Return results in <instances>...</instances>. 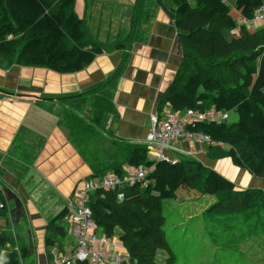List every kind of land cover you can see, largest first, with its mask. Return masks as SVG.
Returning <instances> with one entry per match:
<instances>
[{
    "label": "trees",
    "instance_id": "1",
    "mask_svg": "<svg viewBox=\"0 0 264 264\" xmlns=\"http://www.w3.org/2000/svg\"><path fill=\"white\" fill-rule=\"evenodd\" d=\"M76 1L0 0V68L20 65L58 73L84 70L98 55L130 49L141 13L149 11L146 3H156L174 21L183 49L180 67L160 98L158 113L168 109L181 114L188 109L206 112L212 107L219 112H235L236 122H229V118L197 121L188 128L223 144L209 145L210 157H230L235 165L264 180V25L254 29L240 23L232 14L233 6L225 0H172L170 8L165 0H136L133 32L126 38L101 40L90 30L87 19L76 12ZM262 4L264 0H235L234 8L242 17L252 18ZM127 61L125 56L110 76L85 92L93 96L89 120L64 110L63 116L77 119V125L71 127L72 139L85 138L74 133L81 128L92 135L97 131L102 134L98 127L105 116L116 111L113 96ZM109 140L121 155L105 149L93 153L97 155L94 171L87 179L103 178L111 172L123 176L129 166L151 168L142 182L115 190L98 188L89 194L97 233L117 238L129 254L128 261L121 264H162L156 261L161 249L169 253L165 264H176L177 253L165 230L164 201L176 199L181 189L215 197L214 204L203 213L213 228L209 234L214 242L227 249L246 245L264 257V189H241L193 157L179 158L176 163L151 159L145 143H129L115 136ZM101 153L107 161L101 159ZM120 192L124 193L122 199L118 198ZM0 200L5 202L1 189ZM6 209L0 211L6 213ZM67 212L63 209L46 225L50 264L56 263L59 254H73L76 247L65 221ZM3 227L0 264H36L28 259L25 245L14 239L8 220Z\"/></svg>",
    "mask_w": 264,
    "mask_h": 264
},
{
    "label": "crops",
    "instance_id": "2",
    "mask_svg": "<svg viewBox=\"0 0 264 264\" xmlns=\"http://www.w3.org/2000/svg\"><path fill=\"white\" fill-rule=\"evenodd\" d=\"M135 1L77 0L76 12L87 19L97 37L104 34L106 40L126 38L133 32ZM165 4L168 7L172 2ZM148 5L149 11L141 13L134 29L135 41L130 49L98 55L84 70L58 73L20 65L0 68V89L15 93L0 91V189L7 204L0 225L8 220L15 240L25 245L28 259L36 264H50L46 225L66 208L75 184L93 173L97 156L93 151H104L107 144L102 148L101 141L107 139L108 143L112 136L129 143H146L152 127L150 116L159 111L160 98L180 67L183 49L174 21L156 3L148 1L145 7ZM234 5L235 0L232 14L240 22L242 16ZM124 14L129 28L125 27L122 36V30H113V23ZM125 56L127 65L113 96L116 111L103 118L98 127L102 134L97 131L92 135L81 128L74 133L84 134L85 138L72 139L71 127L77 125V119L63 116L64 110L89 120L93 96L85 92L110 76ZM176 146L177 151L171 153L178 159L193 157L220 170L222 158L210 157L205 142L179 140ZM89 152L94 153L92 158H88ZM149 155L156 158L154 150ZM254 180L252 177L250 184ZM238 181L247 184L242 178ZM24 223L27 229L17 231L16 226Z\"/></svg>",
    "mask_w": 264,
    "mask_h": 264
},
{
    "label": "built area",
    "instance_id": "3",
    "mask_svg": "<svg viewBox=\"0 0 264 264\" xmlns=\"http://www.w3.org/2000/svg\"><path fill=\"white\" fill-rule=\"evenodd\" d=\"M240 23L252 28L264 25V4L255 10L252 18H241ZM211 110L201 113L189 109L181 114L168 109L162 115L158 112L152 113L150 116L152 127L145 144L149 146L150 151H155L156 158L173 163H176L178 158L171 152L177 151L176 143L179 140H197L208 145L223 146L208 134L188 128L189 124L197 121L226 120L230 116L229 112ZM150 169L144 165L129 166L123 176L111 172L103 178L82 179L74 187L72 196L66 205L68 212L65 221L68 224L69 233L75 237L76 247L73 254L57 255V264H75L78 261H89L91 264H107L108 261H113L121 264L128 261L129 254L121 241L97 233L92 210L88 205L89 194L98 188L115 190L126 184L133 185L142 182ZM123 197L124 193L120 192L118 198ZM3 207L4 204L0 201V208Z\"/></svg>",
    "mask_w": 264,
    "mask_h": 264
},
{
    "label": "rangeland",
    "instance_id": "4",
    "mask_svg": "<svg viewBox=\"0 0 264 264\" xmlns=\"http://www.w3.org/2000/svg\"><path fill=\"white\" fill-rule=\"evenodd\" d=\"M172 2V0H165ZM234 0H231L229 4L233 6ZM172 5L168 7H172ZM130 11L128 12L129 15ZM128 16L126 14L122 15L121 20H117L113 23V30L120 31L122 30L125 35L126 29L125 21ZM263 25L254 26L253 28H259ZM101 40H106L104 34L100 35ZM212 109V110H211ZM213 111L215 108H211ZM189 110V109H188ZM197 112L199 110L190 109ZM209 110V111H210ZM216 110V109H215ZM214 110V111H215ZM217 111V110H216ZM208 111H206L207 113ZM225 112V111H224ZM205 113V112H201ZM229 122H236L238 120V115L235 112H230ZM217 116V115H216ZM107 139L101 141V146L107 144V147L104 149L110 154H120L121 150L112 143H107ZM223 147V146H220ZM93 152H103L99 149ZM93 153H88V158H92ZM101 159L107 161V156L101 153L99 154ZM149 158L154 159L149 155ZM220 173L225 177L233 181L234 183H239L238 179L242 178L247 184H241L242 186L248 185L249 187H259L264 189V180L254 177V182L252 184V174L248 169L239 167L233 163L230 157H223L220 163ZM85 179V178H84ZM79 180L75 186L80 182ZM239 184H236L239 188L245 189L249 187H241ZM74 186V187H75ZM74 189V188H73ZM73 193V191H72ZM70 195V198L72 196ZM1 201V200H0ZM214 199L209 195H203L198 193L195 190H192L190 193L186 189H181L178 193L176 199L165 200L164 201V212L167 216V223L165 225V230L168 235L169 242L171 243L173 249L177 253V262L176 264H264V257H261L257 254L259 251L248 249L246 245L244 246H234L232 248H222L220 243L214 242L213 237L209 234L213 230L211 223L207 218H203V213L214 204ZM6 207V203L1 201ZM1 209V208H0ZM6 212V210H5ZM4 214V215H3ZM6 213L0 211V218H4ZM206 220V221H205ZM24 222V220H23ZM207 223V226H206ZM3 225H0L1 228H4ZM21 226H16V230L20 231L22 229H27L26 223L19 224ZM12 231V229H11ZM13 237L15 235L12 231ZM100 234V232H99ZM70 237L71 234L69 233ZM15 239V237H14ZM75 240V238H74ZM169 253L166 249H161L156 255V261L159 263L165 264L167 262V257ZM57 264V263H55ZM107 264H119L113 261H108Z\"/></svg>",
    "mask_w": 264,
    "mask_h": 264
},
{
    "label": "water",
    "instance_id": "5",
    "mask_svg": "<svg viewBox=\"0 0 264 264\" xmlns=\"http://www.w3.org/2000/svg\"><path fill=\"white\" fill-rule=\"evenodd\" d=\"M1 92L5 93V94H9V95H15V93H12V92H8V91H4L2 89H0Z\"/></svg>",
    "mask_w": 264,
    "mask_h": 264
},
{
    "label": "clouds",
    "instance_id": "6",
    "mask_svg": "<svg viewBox=\"0 0 264 264\" xmlns=\"http://www.w3.org/2000/svg\"><path fill=\"white\" fill-rule=\"evenodd\" d=\"M242 18H244V17H242ZM154 159H158V158H154Z\"/></svg>",
    "mask_w": 264,
    "mask_h": 264
}]
</instances>
